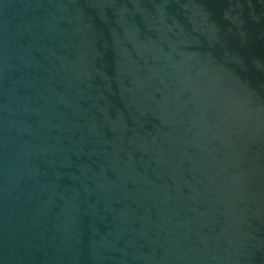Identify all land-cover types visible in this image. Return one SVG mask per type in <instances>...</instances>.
<instances>
[{
    "label": "water",
    "instance_id": "95a60500",
    "mask_svg": "<svg viewBox=\"0 0 264 264\" xmlns=\"http://www.w3.org/2000/svg\"><path fill=\"white\" fill-rule=\"evenodd\" d=\"M0 264H264V0H0Z\"/></svg>",
    "mask_w": 264,
    "mask_h": 264
}]
</instances>
